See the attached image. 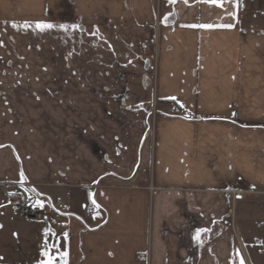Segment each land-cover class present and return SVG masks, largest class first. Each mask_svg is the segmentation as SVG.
<instances>
[{
	"label": "crops",
	"instance_id": "0c3cea01",
	"mask_svg": "<svg viewBox=\"0 0 264 264\" xmlns=\"http://www.w3.org/2000/svg\"><path fill=\"white\" fill-rule=\"evenodd\" d=\"M244 7L0 0V191L68 207L0 201V264H239L238 242L264 264V25Z\"/></svg>",
	"mask_w": 264,
	"mask_h": 264
},
{
	"label": "built area",
	"instance_id": "2783aa9c",
	"mask_svg": "<svg viewBox=\"0 0 264 264\" xmlns=\"http://www.w3.org/2000/svg\"><path fill=\"white\" fill-rule=\"evenodd\" d=\"M158 24V17L155 18L154 27L156 28ZM174 111L179 113L181 111V107L178 104H173ZM155 112L154 104L152 106V111H150L151 115ZM51 207L57 208L60 210H67V206L63 203L61 199H55L51 201ZM9 209L13 212L21 214L25 218H37L44 214V212L40 209L38 205L35 203V199L33 196L26 195L22 200H19L16 197H11ZM91 209V208H90ZM88 215H91V212H88ZM245 264H250L248 258L244 255Z\"/></svg>",
	"mask_w": 264,
	"mask_h": 264
},
{
	"label": "rangeland",
	"instance_id": "374dc122",
	"mask_svg": "<svg viewBox=\"0 0 264 264\" xmlns=\"http://www.w3.org/2000/svg\"><path fill=\"white\" fill-rule=\"evenodd\" d=\"M241 1H242V6H243L244 10H247V8L244 7V5H250L253 12L255 13V19L256 20L253 21V24L259 23V25H264V0H241ZM157 2H158V0H157ZM157 15L158 14H156V16ZM173 106L174 105L172 103V107ZM173 110H174V108H173ZM150 111H152V108L150 109ZM155 113H156V111L152 115H151V113L149 114V118L151 120V127L153 126ZM176 114H179V113H176ZM1 193L2 192L0 191V201H4L8 205L7 207L9 208L11 196H13V195H8L5 197V194H1ZM37 201H39L40 203H37ZM36 204H38L40 207H45L44 201L38 196H36ZM83 208H84V211H86V209H85L86 207L84 206ZM239 211H240L239 207L237 206V209H236L237 217H238ZM237 223H238V221H237ZM240 233H241V231H240ZM241 237L243 238L242 233H241ZM238 247L241 248L240 242H238ZM248 261H249V259H248Z\"/></svg>",
	"mask_w": 264,
	"mask_h": 264
},
{
	"label": "snow or ice",
	"instance_id": "6c2138e0",
	"mask_svg": "<svg viewBox=\"0 0 264 264\" xmlns=\"http://www.w3.org/2000/svg\"><path fill=\"white\" fill-rule=\"evenodd\" d=\"M210 2L219 4V3H222V0H210ZM221 26H222V27H232L231 24L221 25ZM24 27H30V25L26 23V24L24 25ZM36 27L39 28V29H41V30H44V29H51V28H53V27H57V25H54V24H51V23L38 22V23L36 24ZM58 27H60V28H67V27H69V26H68V25H64V24H61V25H58ZM71 27H78V25H71ZM199 27H212V25H199ZM37 203H40V202L37 201ZM93 203L95 204V200H93ZM41 206H42V205H41ZM202 231H205V230H204V229H199V230H197L194 239H196V240L199 241V239H200V233H201ZM65 235H66V234H65ZM44 255L47 256L48 253L45 252ZM52 259H53V258L50 257L49 260H48V262H47V264H52ZM42 264H43V262H42Z\"/></svg>",
	"mask_w": 264,
	"mask_h": 264
},
{
	"label": "water",
	"instance_id": "95a60500",
	"mask_svg": "<svg viewBox=\"0 0 264 264\" xmlns=\"http://www.w3.org/2000/svg\"><path fill=\"white\" fill-rule=\"evenodd\" d=\"M236 256H237L238 263H239V264H244V263H243V259H242L241 255H240L238 249H236Z\"/></svg>",
	"mask_w": 264,
	"mask_h": 264
}]
</instances>
